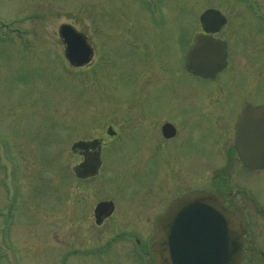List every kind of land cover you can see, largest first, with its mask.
Masks as SVG:
<instances>
[{"label":"rangeland","instance_id":"1","mask_svg":"<svg viewBox=\"0 0 264 264\" xmlns=\"http://www.w3.org/2000/svg\"><path fill=\"white\" fill-rule=\"evenodd\" d=\"M212 7L246 8L240 0H0V264H56L54 258L67 251L68 245L56 244L50 234H67L68 222L61 226L51 222L58 212L71 211L64 206L56 209L62 192L82 195V189L73 188L81 182L71 176L72 165L79 161L71 144L103 136L105 124L118 126L122 116L131 120V112H119L122 106L152 104L156 93L150 86L147 61L164 54L171 76L182 72L183 50L198 32V15ZM63 24L88 37L95 49L90 64L70 68L57 35ZM228 75L230 71L222 77ZM186 76L187 86L193 78ZM201 81H193V86L212 88L213 84ZM220 100L221 105L229 102L228 97ZM118 129L131 132L124 124ZM187 141L191 144L182 154L203 158L204 171L194 179L200 177L203 188H212L215 173L224 169L226 161L214 156L205 160L210 150L197 146L203 142L200 136ZM114 142L106 140L100 176L88 184L97 192L92 201L106 197L114 187L135 191L143 184L136 180L134 163L147 169V138ZM178 145L183 143L168 149H179ZM237 166L235 161L232 175L241 180ZM193 169L202 170L200 165ZM181 189L185 188L171 190L165 200L180 195ZM75 228L80 230L75 239L84 245L85 239H92L89 244L103 240L96 236L104 227L97 233L85 231L87 225ZM57 239L67 241V237ZM77 261L104 264L101 258Z\"/></svg>","mask_w":264,"mask_h":264},{"label":"flooded vegetation","instance_id":"2","mask_svg":"<svg viewBox=\"0 0 264 264\" xmlns=\"http://www.w3.org/2000/svg\"><path fill=\"white\" fill-rule=\"evenodd\" d=\"M240 1L246 6L244 10L226 11L212 7L199 13L198 32L191 37L188 49L183 50L182 72L171 76L168 57L164 54L156 60L152 59V62L147 61L150 86L156 95L148 106L120 108L122 115L129 112L133 115L131 120L122 116V121L117 123L118 126H129L130 133L119 131L117 125L108 122L103 136L79 139L71 144V153L79 158L71 167V176L75 182H81L73 188L74 191L75 188L82 189V195L74 193L72 196L66 191L55 201L58 211L59 206L71 210L69 214L58 212L51 219L53 226L68 222L67 234L61 236L62 239L67 237V241H58L57 237L61 238L59 232L50 234L53 241L57 240L56 244L65 242L68 245L66 252L54 258L56 264H76L77 259V262H84L96 258H101L104 264H156L151 248L159 219L173 202L198 192L216 196L243 227L240 264H264V169L247 168L242 163V159L264 160V153L256 150V145H259L260 151L264 150V115L256 111L264 105V98H261L264 96V9H261L264 4L258 0ZM207 10L217 11L220 19L211 17L201 20ZM199 37L203 49L212 44L216 46V43L224 46L225 62L212 75L188 70L186 57ZM86 39L91 48L92 61L95 49L87 36ZM216 64L217 57L207 65ZM156 65L159 66L158 72ZM195 65H200V70L205 71L202 62L195 60ZM229 71L230 75L223 78L222 75ZM155 74L157 76L153 77ZM186 75L193 78L187 86L184 84ZM201 80L213 84L212 88H195L193 81ZM220 97H228V104L221 105ZM219 100L220 106H217ZM243 113L244 126L257 127V130L244 132L242 145L245 149L241 154V150L237 149L236 126ZM192 135L201 137L203 142H199L198 147L206 146L210 150L205 153V160L211 161V156H214L216 161H226L222 171H213L217 177H214L212 188H203L200 177L194 179L204 171L203 158L182 154L189 149L187 145L191 143L187 140ZM131 138H147L149 143V154L145 157L149 162L147 169L146 165L134 163L140 168L135 169L134 175L139 184L143 183L140 184L142 186L134 188L135 191H116L117 187H114L106 197L92 201L97 192L88 184L100 176L106 140H114L113 144L117 145ZM182 143L184 146H176L179 149H168L171 144ZM235 161L238 163L237 172L242 175L241 180L232 175ZM199 165L202 170L193 169ZM143 167L147 172L143 171ZM142 174L146 177H141ZM140 177L142 180H139ZM180 188H185L177 192L180 195L165 200L171 190ZM122 199L127 200L119 206ZM81 224L87 225L85 231L90 233L94 230L97 233L104 227L103 233L96 236L99 240L103 239L101 243L89 244L92 241L90 238L84 240L85 245L79 239L77 241L78 229L75 225L80 228Z\"/></svg>","mask_w":264,"mask_h":264},{"label":"water","instance_id":"3","mask_svg":"<svg viewBox=\"0 0 264 264\" xmlns=\"http://www.w3.org/2000/svg\"><path fill=\"white\" fill-rule=\"evenodd\" d=\"M218 17L217 11L207 10L201 20ZM59 37L64 44V55L72 66H83L91 59V49L84 35L75 32L69 25H61ZM208 46L203 49L199 37L187 54L188 70L193 73L204 72L212 75L222 68L225 62L224 46ZM217 57L218 64L207 65ZM195 60L204 64L195 65ZM264 115V105L256 110ZM243 115L236 126L237 149L244 154L242 145L244 132H253L257 127H245ZM253 140V135L251 136ZM259 153L264 150L259 149ZM245 167L264 169V160H243ZM244 229L226 209L220 200L213 195L202 192L185 196L172 203L159 219L152 252L156 264H240L242 259V237Z\"/></svg>","mask_w":264,"mask_h":264}]
</instances>
